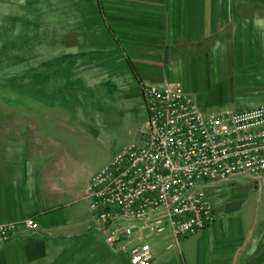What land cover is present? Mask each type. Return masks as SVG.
<instances>
[{
  "label": "crops",
  "instance_id": "0c3cea01",
  "mask_svg": "<svg viewBox=\"0 0 264 264\" xmlns=\"http://www.w3.org/2000/svg\"><path fill=\"white\" fill-rule=\"evenodd\" d=\"M96 1L93 9L106 30L131 51V87L140 95L141 84L179 79L206 114L264 107V0ZM65 43L76 45L70 36ZM46 138L56 154H26L25 162L9 153L11 140L0 138V222L17 226L0 248V264H115L119 249L107 244L84 199L93 174L84 177L79 165L57 151V142ZM138 140L139 134L131 143ZM206 194L214 222L181 238L179 248L189 247L197 264H264V178L235 177L208 187ZM27 217L37 231L24 229ZM166 244L152 246L154 264L177 257L184 263L182 252L165 251Z\"/></svg>",
  "mask_w": 264,
  "mask_h": 264
},
{
  "label": "rangeland",
  "instance_id": "374dc122",
  "mask_svg": "<svg viewBox=\"0 0 264 264\" xmlns=\"http://www.w3.org/2000/svg\"><path fill=\"white\" fill-rule=\"evenodd\" d=\"M94 5L0 0V138L15 144L5 149L22 162L27 155H55L50 136L84 177L94 175L144 127L145 105L131 87V51L106 30ZM66 36L74 47L66 46ZM174 82L188 90L185 81ZM180 248L184 263L177 257L171 264H197L189 247ZM118 253L115 264H129Z\"/></svg>",
  "mask_w": 264,
  "mask_h": 264
},
{
  "label": "built area",
  "instance_id": "2783aa9c",
  "mask_svg": "<svg viewBox=\"0 0 264 264\" xmlns=\"http://www.w3.org/2000/svg\"><path fill=\"white\" fill-rule=\"evenodd\" d=\"M146 120L139 140L117 152L85 186L94 224L129 264H154L152 246L180 252L179 240L214 222L207 188L235 177L264 178V107L203 113L180 84H141ZM38 230L30 217L22 221ZM17 233L0 222V248Z\"/></svg>",
  "mask_w": 264,
  "mask_h": 264
}]
</instances>
